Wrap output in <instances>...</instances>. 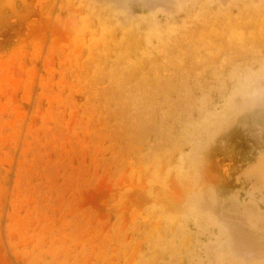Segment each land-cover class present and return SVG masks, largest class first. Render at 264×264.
Returning <instances> with one entry per match:
<instances>
[{
  "label": "rangeland",
  "instance_id": "obj_1",
  "mask_svg": "<svg viewBox=\"0 0 264 264\" xmlns=\"http://www.w3.org/2000/svg\"><path fill=\"white\" fill-rule=\"evenodd\" d=\"M0 264H264V0H0Z\"/></svg>",
  "mask_w": 264,
  "mask_h": 264
}]
</instances>
